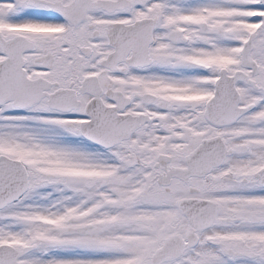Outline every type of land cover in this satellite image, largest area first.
<instances>
[{"label": "snow or ice", "instance_id": "1", "mask_svg": "<svg viewBox=\"0 0 264 264\" xmlns=\"http://www.w3.org/2000/svg\"><path fill=\"white\" fill-rule=\"evenodd\" d=\"M0 264H264V0H0Z\"/></svg>", "mask_w": 264, "mask_h": 264}]
</instances>
